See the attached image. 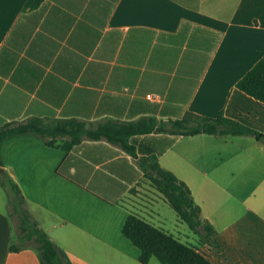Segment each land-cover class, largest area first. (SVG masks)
I'll return each instance as SVG.
<instances>
[{
  "label": "crops",
  "instance_id": "crops-1",
  "mask_svg": "<svg viewBox=\"0 0 264 264\" xmlns=\"http://www.w3.org/2000/svg\"><path fill=\"white\" fill-rule=\"evenodd\" d=\"M26 1L0 0V127L154 119L169 129L186 113L223 112L264 135V104L236 88L264 56V0H44L36 9ZM68 139L50 147L31 133L7 137L0 159L72 264H141L122 234L129 215L190 233L174 211L171 225L164 216L170 206L139 166L150 156L188 186L215 230L200 253L212 264H264L263 143L151 133L131 139L132 156L106 139L64 150ZM14 238L0 186V264H40L33 248L10 251Z\"/></svg>",
  "mask_w": 264,
  "mask_h": 264
},
{
  "label": "trees",
  "instance_id": "trees-1",
  "mask_svg": "<svg viewBox=\"0 0 264 264\" xmlns=\"http://www.w3.org/2000/svg\"><path fill=\"white\" fill-rule=\"evenodd\" d=\"M43 2L44 0H27L25 8L36 9ZM236 88L264 104V56L237 82ZM163 132L176 137L200 134L250 136L264 144L263 134L224 116L223 112L215 118L186 113L181 120L172 122L169 129L154 119L132 123L107 122L89 128L86 124L72 120L47 123L34 118L22 123H7L1 126L0 143L7 137L31 133L42 137L48 146L54 147L56 136L67 135L69 139L61 146L64 150L79 144L84 138L106 139L134 156L132 138ZM139 166L152 188L162 195L177 218L198 236L202 243H209L215 236V230L201 219L200 208L194 203L188 186L172 172L161 168L155 156L143 157L139 161ZM0 186L7 196L8 214L12 225L14 224L15 238L10 245V251L18 252L23 248H33L37 252L40 264H72L66 253L53 243L29 214L19 187L4 170L1 159ZM122 234L140 251L141 264H147L152 257L161 264H212L208 257L196 248L182 243L171 234L155 228L135 215L127 217Z\"/></svg>",
  "mask_w": 264,
  "mask_h": 264
},
{
  "label": "rangeland",
  "instance_id": "rangeland-1",
  "mask_svg": "<svg viewBox=\"0 0 264 264\" xmlns=\"http://www.w3.org/2000/svg\"><path fill=\"white\" fill-rule=\"evenodd\" d=\"M163 212H164V216L166 217L169 225H171V223L174 222L173 210H171V208L168 207V210L166 208H164ZM14 222H16V217H14ZM185 229H188L186 225H185ZM174 237L177 238L178 240H180L181 242H183L184 244H187V245L192 246L194 248H197V245H201L202 244V241L200 240V238L198 236L194 235L193 233H191V231H190V233L186 232V231L185 232L178 231V233H176L174 235Z\"/></svg>",
  "mask_w": 264,
  "mask_h": 264
}]
</instances>
